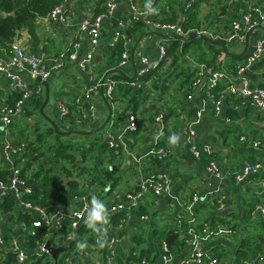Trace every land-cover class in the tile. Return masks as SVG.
Masks as SVG:
<instances>
[{
  "label": "crops",
  "instance_id": "obj_1",
  "mask_svg": "<svg viewBox=\"0 0 264 264\" xmlns=\"http://www.w3.org/2000/svg\"><path fill=\"white\" fill-rule=\"evenodd\" d=\"M250 1L264 13V0ZM103 2L104 0L97 3L91 0H68L66 25L52 24L45 20L40 22L39 48H45V53L52 56L64 52L75 42H79L80 47L76 54L81 57L88 49V38L81 33L77 41L79 25L83 20L92 18L96 10L103 7ZM133 3L155 21L183 23L193 14L189 32L202 33L211 39L225 41L233 32L232 24L238 21L246 10L242 0H196V6L192 11L185 9L186 0H133ZM129 14L128 4L121 1L114 17L103 21L99 47L94 54L93 62L85 71L80 70L75 61L66 60L63 68L52 73L47 80L49 100L44 108L45 116L58 126L59 131H79L78 128H83L80 132H90L99 128L107 117L104 101L109 103L116 98L117 102L111 106L121 109L118 114L113 115L108 132L104 134L102 132V138L97 137L102 139V142L90 153L86 165L97 167L101 174L110 172L111 178H117L118 182L119 172L122 170L127 175V179L122 181V186L117 183L109 194L99 195L100 185L92 186L84 181V167L73 168L69 163L67 169L71 175L63 178L64 182H77L79 189L85 194L92 195L89 197L91 201L94 194H98L95 197L107 209L114 197L119 201H125V196L133 194L141 180L159 173L169 175L172 182L168 194L155 198L146 193L144 199L140 201L141 214L146 216L144 221L130 219L121 226L120 230L112 228L118 238L115 264H140L141 259L152 264L146 257H141L138 261L140 257L138 249L141 247L148 251L150 255L148 258L154 255L158 258L163 254L162 250L159 254H155L159 241L153 237V232L170 225L169 218L176 216V210L184 212V207L192 194L207 197L206 202L193 205L198 211L194 215L196 220L194 226H202L199 238L205 262L216 259L217 264H241L259 256L262 260H257L255 264H264V216L257 213L254 218L251 217L254 208L264 203V150L252 145L256 140L264 142V111L243 104L226 93L228 83L237 81L236 67L242 63L245 56L235 58L226 55L223 50L217 54L207 47L199 49L197 45L189 44L188 41L197 39L193 38L185 41L184 44L187 45L185 52H182L180 46L183 44H180L174 52L167 54L166 60L157 71L139 79L137 72L141 68L140 57L154 58L160 40L174 36H163L146 26L139 29L134 23H130L127 30L121 31L122 36L114 41L113 35L117 23L128 21ZM144 28L149 34L143 33ZM128 30H131L129 36H127ZM262 38H264V30L256 29L251 32L246 54L250 53L254 44ZM28 41L29 37L22 34L16 45L30 51ZM227 43H229V53L235 55L240 54L246 45L245 39L227 41ZM171 46L172 44L168 43L167 48ZM116 47L125 49L129 53V62L125 67L118 65L120 58L114 53ZM110 61H114L115 64L114 67L108 68ZM205 65L225 71L230 81L227 84L221 82L214 91H209L205 84L208 77L204 74L202 84L194 87L193 81L198 77L200 66ZM109 70L122 72L118 80L113 79V74L117 73L106 77L114 82L113 96L108 98L105 95L103 98L99 92L91 101L95 107L94 115L82 126L73 125L71 123L73 116L80 107L77 100L89 85L100 83ZM246 76L252 86L264 89V55L251 66ZM20 77L24 80L28 79L23 72ZM32 86L35 92L33 96L41 99L43 103L44 87L35 80L32 81ZM13 92L17 91L12 87L11 81L0 74V106L3 101L9 105L7 101ZM219 94L224 96L220 114L215 115L210 95ZM59 103L65 104L71 111L72 115L68 120L60 119ZM135 103L137 105L134 109ZM85 104H82L83 109ZM30 107V101H25L23 114L13 118L10 138H6L0 130V175L2 178H7L13 169L17 168L21 171L25 168L23 176L28 185L35 184L40 193L44 191L51 195V199L47 201L50 212L56 208L67 209L69 201L66 204L59 201L53 204L52 201L57 199L58 195L51 189L44 188L41 181L34 179V173L39 169L35 168L34 164L37 162L40 167L45 160L38 159L33 162L32 158L35 155L30 152L25 154V146L28 140L35 142L36 125L48 128L49 124L39 113L28 115ZM202 107L204 111L199 124L195 127L193 144L198 149L209 146L212 154L210 156L202 154L196 158L189 150L185 127L190 123L195 112ZM131 114L137 119V129L134 132L127 129V118ZM159 116L161 119L157 122L156 117ZM173 136L178 137L176 144L171 143ZM242 137L244 141H241ZM70 138L69 140L73 139ZM110 141H113L117 147L109 148ZM159 148L167 151L166 157L158 154ZM14 149L19 150L16 158L11 156ZM207 159L215 161L222 174L221 180L207 173ZM105 161L109 167L104 169ZM245 161L261 163L262 168L257 174L248 175L242 183H236L234 175L240 171ZM56 165L52 164L51 172L62 176L60 167ZM103 180L106 181L105 176ZM105 189L109 192L110 187L107 185ZM222 195L224 200L222 209L219 210L210 203V200ZM3 198L0 196V201ZM71 199L72 197L68 200ZM58 204H62L63 207H59ZM21 212L24 213L26 210L16 203L9 213H0V239L3 241L2 247L5 252L10 251L12 241H15L25 252L23 236L28 232V227L24 222L16 221V216ZM204 223L208 225L207 230L203 229ZM227 229L234 233L228 235L225 232ZM136 238L143 240V242L139 241L140 246L136 243ZM174 240L172 251H168L169 264H180L181 259L187 257L191 250L185 244L182 234ZM78 244L83 247H78ZM63 247L68 251L60 253L57 259V261L62 259L63 264H105V252L101 246L94 245L90 231L76 233L74 239L66 242ZM241 250H244L245 255H238ZM25 254L28 255L26 252ZM50 261L55 264L51 257Z\"/></svg>",
  "mask_w": 264,
  "mask_h": 264
},
{
  "label": "built area",
  "instance_id": "obj_2",
  "mask_svg": "<svg viewBox=\"0 0 264 264\" xmlns=\"http://www.w3.org/2000/svg\"><path fill=\"white\" fill-rule=\"evenodd\" d=\"M68 0H64L61 4L55 6L49 13L46 14L44 20L48 23L66 25L68 22V15L66 14V5ZM101 0H91L93 3H97ZM125 1L129 8V18L126 22H118L116 32L114 33V41L122 36L121 31L127 30L130 23L141 22L144 26L150 28L152 31L157 32L163 36L172 35L181 40V43L186 39L189 31H185L181 23H170L155 21L148 17V13L137 8L133 0H104V11L94 15L90 19L83 20L79 25V33L76 36L77 41L80 39L81 33H84L87 38V50L81 56L76 54L77 49L80 47L79 42H75L71 47L67 48L64 52L56 55L48 56L45 52L33 53L26 51L17 45L12 47V51L4 58H0V74L5 75L12 84V87L17 92L21 93V99L16 101L13 105H6L5 101L0 106V130L6 137H11V123L13 118L23 114L24 102L34 95L32 81L36 78H40L41 81H47L53 72L63 68L65 61H75L80 70L85 71L86 68L93 62L94 54L99 47V40L102 33L103 21L107 18H113L116 12L119 2ZM196 0H186L185 9L187 11L192 10ZM246 6L245 12L241 18L232 24V34L227 38V41L232 42L234 40H244V33L256 28L258 26L264 27V13L260 8L253 5L250 0H242ZM166 38L160 40L157 50V55L154 58L147 56L140 57L141 68L137 72L138 77H144L157 71L167 58L166 50ZM264 55V38L257 41L250 53L245 55L244 60L240 65L236 67L235 83H228L229 76L223 70H215L209 66H200V72L198 77L193 81V86L196 87L202 84L204 74L208 79L206 88L209 91H214L219 83L225 82L227 85L226 93L233 96L238 101L246 104L258 111H264V89L261 87L252 86L246 73L251 66ZM129 62V53L124 49L120 55L119 67H125ZM25 73L26 80L20 77L21 73ZM204 84V85H205ZM105 88V95L108 98L113 96L114 82L110 79H105L103 82ZM101 88V82L98 84H92L87 87L83 95L77 100L80 106L77 114L73 116V125L82 126L89 118L94 115L95 107L92 104V100L98 96ZM224 94L218 96L210 95L211 103L214 109L215 115H219L222 106V99ZM86 103L85 109L82 104ZM58 111L60 119L65 120L72 113L68 106L63 103L58 104ZM204 108H200L194 114V117L190 120V123L185 127L186 141L189 144V150L192 155L199 158L202 154L210 156L212 150L209 146H204L201 149L194 147L193 138L195 136V127L199 124ZM161 117H156V121L159 122ZM127 129L130 131H136L137 119L134 115H129L127 118ZM245 139L242 137L241 141ZM109 148L114 149L117 145L113 142H109ZM252 145L264 150V142L254 141ZM19 150H15L12 153H16ZM158 154L166 157L167 151L163 148L158 149ZM262 168L261 163H251L245 161L239 172L234 175L236 183H242L245 178L250 174H257ZM206 171L216 179L221 180L222 174L216 165L215 161H209L206 166ZM171 179L166 173H159L153 177H148L141 180L138 183V188L133 194H127L125 201H119L116 197L109 204L106 209L105 216L107 217V223L104 225L97 224L95 230L88 227L86 221L89 219L92 211L91 200L87 195L80 197H72L71 203L67 209L56 208L52 212L47 213L42 207L36 206L27 200L26 197L33 195L34 191L31 186L28 185L26 180L21 177V171L17 168L11 171V174L7 178H2L0 175V196L5 197L11 194L18 206L26 212L33 215V220L30 221L28 227L29 234L34 235L36 229L44 231L40 243L34 250V255L37 258H50L48 250L45 248L47 242L50 243V247L59 248L63 247L66 242H70L74 239L76 231L80 225L87 226L92 236V242L94 245L101 246L105 252V264H115L116 259V247L118 245V238L114 230H120L121 226L130 219H137L144 221L146 216L139 213V203L144 199L145 194L149 193L155 198L162 197L169 193L171 188ZM206 196H199L192 194L189 198V202L184 207V216L177 214L174 218H169L170 225H174L178 230L174 234H182L185 244L190 248V253L187 257H183L180 264H217L216 259H211L205 262L204 253L201 250V240L199 235L194 229L196 224L195 217L192 215L193 205L196 203L206 202ZM224 196L213 197L210 200L211 204L216 206V209H222ZM77 203V205H75ZM264 216V203L257 205L251 214L254 218L256 214ZM117 214H121L118 223L113 224V217ZM186 219V221H185ZM26 225V224H25ZM24 225V226H25ZM67 229L65 237L61 235L64 229ZM114 228V230H112ZM203 229L207 230L208 225L203 224ZM220 228L218 227V230ZM228 235H232V230H225ZM3 241L0 239V258L3 257L5 251ZM162 252L152 264H169L170 256L166 249L164 242H161ZM10 252L15 254V259L18 264H23L27 257L25 252L18 246L15 241L11 242ZM135 255V253L133 254ZM257 260H262L261 257L249 259L241 264H255ZM140 264H148L145 259L140 260Z\"/></svg>",
  "mask_w": 264,
  "mask_h": 264
},
{
  "label": "trees",
  "instance_id": "obj_3",
  "mask_svg": "<svg viewBox=\"0 0 264 264\" xmlns=\"http://www.w3.org/2000/svg\"><path fill=\"white\" fill-rule=\"evenodd\" d=\"M64 0H0V58H4L5 56L9 55V53L12 51V47L16 45V43L21 39L22 34H26L29 37V47L30 51L33 53H40L45 52V48H39V37H38V28L39 24L42 20H44L47 13H49L55 6L61 4ZM196 6L194 3L193 8ZM103 7L96 10L94 15H97L101 12H103ZM192 11V10H191ZM193 18V14L187 17V20L181 24L182 28L185 31L189 30L190 22ZM171 23V22H170ZM135 26L139 29H142L144 24L141 22H135ZM131 33V30L127 31V36H129ZM167 39V38H166ZM184 40L183 43H181V40L177 37H169V39L166 40V50L167 54L170 52H174L175 49L180 46V44L183 46L181 47L182 52H185L187 45H185ZM189 44H195L200 48L207 47L208 49L214 51L215 53H220L223 49L220 47L211 46L199 39H193L191 41H188ZM168 43H171L172 46L170 48H167ZM121 45V44H118ZM117 45V46H118ZM122 49L120 47H116L115 52L118 54L119 58L122 53ZM213 52V53H214ZM205 64L209 65L208 62L204 61ZM115 62L110 61L108 68L114 67ZM154 73V72H153ZM151 73V74H153ZM150 75V74H148ZM146 75V76H148ZM113 79L118 80L120 79V74H113ZM144 76V77H146ZM144 77H139V79H143ZM184 84H188L187 82H184ZM192 84V83H191ZM128 91L126 90L125 93ZM21 99V93L20 92H13L7 103L9 106L13 105L16 101ZM27 101H30V110L28 112V115H37L39 113V108L41 106V99L36 98L34 96H31ZM112 101L117 102L116 98H114ZM136 103L134 105V109L136 107ZM134 115V114H132ZM71 117V114L67 117L68 120ZM63 120V121H65ZM73 124V120L71 122ZM48 124V123H47ZM10 129H12V123L10 126ZM34 134L36 136L35 142L33 143L31 140H28L25 146V154L30 152V154L34 153V157L32 158V161L35 162L38 159H44V164H40L39 169H37L34 173V179L36 181H41L44 188L51 189L56 195H58V198L55 199L53 202H61L63 204H66L68 201V204L71 203V200H68L71 197H80L85 194V192L81 189H79L78 183L75 181H68L64 182L65 177H69L71 175V172L65 168H59V171L61 172L62 176L59 174L52 173V164L56 165L59 164L58 160H66L69 162L73 168H82L84 167V181L87 182L88 185H100L99 189V195L100 194H109L111 190L115 188V186L118 183V179L113 177L111 178L110 172H103L102 174L97 169V167L86 165L87 159L89 158V155L92 151L97 148L96 143H92L89 145H78L76 141L69 140L68 138H63L58 135H55L52 128L48 126L42 127L40 125H36L34 127ZM67 139V140H65ZM109 147V146H108ZM19 154V151L16 153H13L11 156L14 158L17 157ZM78 155H80V158H78ZM210 159H207L206 162H209ZM30 165H28L29 167ZM57 166V165H56ZM25 171V168L21 170V177L24 178L23 173ZM103 176H105L106 181L103 180ZM5 179V177H3ZM110 187L109 192L105 189L106 186ZM34 193L31 196L26 197L28 201H30L32 204L42 207L46 210L47 213L50 212V207L47 204V201L51 199V195L47 192L42 191L40 193V190L38 187L31 186ZM98 194H94V196H98ZM89 198L92 195L85 194ZM90 199V198H89ZM16 201L14 200V197L9 194L6 195L1 201H0V213L7 214L15 207ZM77 205V203H75ZM62 209V208H60ZM139 213H141L140 210H138ZM176 214H181L184 216V212L181 210H176ZM197 209H192V215L197 214ZM121 214H117L113 217V224L118 223V220L120 218ZM33 220V217L29 213H19L16 216V221L18 223L24 222L26 226H29L30 221ZM186 221V219H185ZM167 228L155 230L153 232L154 238L159 241V245H157V250L155 251V254H159V252L162 250L161 241L164 240L165 233L167 231H172L173 233L175 231L178 232V230L175 228L174 225H168ZM195 231L199 235L200 230L202 229V226H194ZM82 231H89L87 226L80 225L76 231L77 234H79ZM67 232V229L65 228L61 235L65 237ZM44 234V231L41 229H36L35 234L31 235L29 234V231L23 236L24 237V250L28 255L26 256L27 259L23 264H52L50 261V258H37L34 255V250L36 246L40 243L42 236ZM180 234V233H179ZM143 242L140 238H136V243L138 246H140V242ZM175 241V240H174ZM135 249H138L135 247ZM139 253L138 261L141 257H146L149 263H153L157 258L154 255V257L148 258L149 252L145 249H142L141 247L137 251ZM134 253V252H132ZM239 256L245 255L244 250H241L238 253ZM135 258L136 256H132ZM0 264H18L15 259V254L13 252H5L3 257L0 258ZM56 264H63V260L59 259Z\"/></svg>",
  "mask_w": 264,
  "mask_h": 264
},
{
  "label": "water",
  "instance_id": "obj_4",
  "mask_svg": "<svg viewBox=\"0 0 264 264\" xmlns=\"http://www.w3.org/2000/svg\"><path fill=\"white\" fill-rule=\"evenodd\" d=\"M256 29L264 30V28L261 26H258L256 28L249 30L245 35V43H246L245 48L238 55L229 53V51H228L229 43H227V41H225L224 39H211L209 36L202 34V33L197 34L196 32H189L186 36V40H191L193 38H197V39H199V40H201V41H203L209 45L222 48L224 53L230 57L242 58L247 53L250 34H251V32H253ZM233 42H235V40ZM113 73L122 74V72L120 70H109L104 74V76L101 80V88H100V92H101L103 98H105V88L103 87L102 84L105 81L106 77L109 74H113ZM35 82L37 84L42 85L44 87V90H45L44 101L39 108V115L49 124V126L52 128L55 135H58V136L63 137V138H68L72 135L88 136V135H95L96 133H99V132H103V134H104L105 132H108V129H110V127L112 125L113 115H116L117 111H118V107L115 106V108H112V106H111L113 103H116L114 101H110L109 103L107 101H104L105 107L107 109V117H106L104 123L99 128H96L95 130L90 131V132H80V131H72V130L71 131H65V132L59 131L58 126L54 122L47 119V117L45 116V113H44V108H45V106L49 100L48 82L47 81H41L40 78H36ZM114 169H116V168H114ZM177 238H178V235L174 234L172 231H167L165 233V237H164L163 242L166 245L167 251H169V252L172 251V242L174 239H177ZM45 248L48 250L50 257L55 264L57 263L58 255L60 253H65L68 251V249L65 247L52 248V247H50L49 242H47L45 244Z\"/></svg>",
  "mask_w": 264,
  "mask_h": 264
},
{
  "label": "rangeland",
  "instance_id": "obj_5",
  "mask_svg": "<svg viewBox=\"0 0 264 264\" xmlns=\"http://www.w3.org/2000/svg\"><path fill=\"white\" fill-rule=\"evenodd\" d=\"M143 33L149 34V31L146 28H144ZM120 109L121 108H118L117 114L119 113ZM81 129H83V128H78L79 131H83ZM70 137L73 138V139H71V138L70 139L73 140V141H76L78 145H89V144H92V143H96V145H99L102 142V139H98L97 138V137L102 138V132L99 135H96V136L89 135L88 137H85V136L72 135ZM65 140H67V139H65ZM78 158H80V155H78ZM105 162L106 163H103L104 169L106 167H109L107 161H105ZM58 163L59 164H57V167H60V168H62V167L68 168V166H69V162H67L64 159L63 160L62 159L61 160H58ZM34 167L35 168H39V165H38L37 162L34 164ZM119 176H120V178H119L118 185H121L122 186L123 185L122 184V181L123 180L125 181L127 179V175L125 174V172H123L122 170H120ZM58 206L59 207H63L62 204H58ZM165 228H167V227H163L161 229L164 230Z\"/></svg>",
  "mask_w": 264,
  "mask_h": 264
},
{
  "label": "clouds",
  "instance_id": "obj_6",
  "mask_svg": "<svg viewBox=\"0 0 264 264\" xmlns=\"http://www.w3.org/2000/svg\"><path fill=\"white\" fill-rule=\"evenodd\" d=\"M177 140L178 137L173 136L171 138V143L176 144ZM91 203L93 208L86 223L88 224V227L95 230L97 224L104 225L107 223V217L105 216L106 209L102 203L98 202V199L95 196H93ZM78 247L82 248L83 245L78 244Z\"/></svg>",
  "mask_w": 264,
  "mask_h": 264
},
{
  "label": "bare ground",
  "instance_id": "obj_7",
  "mask_svg": "<svg viewBox=\"0 0 264 264\" xmlns=\"http://www.w3.org/2000/svg\"><path fill=\"white\" fill-rule=\"evenodd\" d=\"M234 98V97H233Z\"/></svg>",
  "mask_w": 264,
  "mask_h": 264
}]
</instances>
